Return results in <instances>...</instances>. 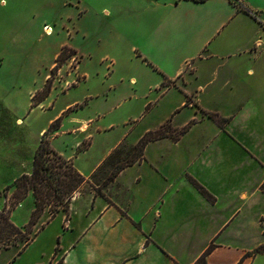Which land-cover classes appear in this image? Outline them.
<instances>
[{
  "label": "crops",
  "instance_id": "0c3cea01",
  "mask_svg": "<svg viewBox=\"0 0 264 264\" xmlns=\"http://www.w3.org/2000/svg\"><path fill=\"white\" fill-rule=\"evenodd\" d=\"M78 5L103 15L115 33L124 20L137 19L144 40L164 28L162 41L175 42L178 24L181 35L196 27L205 38L199 52L184 59L189 71L133 76L134 88L121 91L134 96L109 101V113L70 114L53 130L58 140L74 135L71 151L56 149L83 174L92 163L88 177L121 142L136 144L167 121L180 130L176 139L150 141L143 159L120 171L103 194L93 190L73 197L66 226L65 211L51 220L62 214L54 249L62 252L63 264H195L210 246L206 264H264V250H257L264 246V47L258 45L262 31L252 13L264 10V0H78ZM166 54L168 62L173 53ZM142 56L158 65L149 51ZM42 84L27 88L20 101H33ZM52 96L53 91L35 107ZM16 102L0 92V103L10 111ZM161 106L165 114L153 119ZM116 114V120L108 118Z\"/></svg>",
  "mask_w": 264,
  "mask_h": 264
},
{
  "label": "rangeland",
  "instance_id": "374dc122",
  "mask_svg": "<svg viewBox=\"0 0 264 264\" xmlns=\"http://www.w3.org/2000/svg\"><path fill=\"white\" fill-rule=\"evenodd\" d=\"M106 21L103 15L84 12L83 8H79L78 0H0V92L18 101L13 104L15 110L12 111L0 103V206H11L10 195L14 188L9 195H5L4 188L22 173L32 170L34 154L45 130L48 129L47 138L55 147L72 150L75 143L73 134L58 140L53 138V131L49 130L51 118L57 110L71 103L58 116L61 117V125L64 120L67 122L66 116L70 114L94 116L98 109L108 112L109 101L121 99L122 96H134L121 91L128 92L134 88L129 84L131 77H160L173 74L178 68L182 69L181 72L189 71L191 66L184 59L196 55L205 38L203 31L196 27L181 35L178 24L172 33L175 42L172 40L168 44L162 41L164 28L144 40L142 33L136 31L137 19L124 20L128 30L124 25L116 33ZM133 45L137 46L134 50ZM143 51H149L158 65L154 60L143 57ZM169 51L173 54L167 62L164 56ZM40 83L43 84L36 89L33 99L36 94L37 98L42 95L46 85L44 92L48 89L50 93L53 91L47 105L35 107L38 104L34 101H20L25 97H22V93L27 88ZM97 92L100 98L95 96ZM54 98L58 100L52 108ZM89 101H92L90 105ZM165 112V107L161 106L153 119L158 120L159 114L162 116ZM118 116L116 114L108 118L116 120ZM162 125L152 129L155 134L162 133L170 137L179 135L180 130L174 128L170 121ZM87 140L85 138L82 145H86ZM136 144L121 142L111 152L112 155L89 176L93 179L85 184L81 194L93 192L119 162L131 158ZM98 153L96 151L95 155ZM91 165H86V173ZM33 196L32 193L27 195L11 211V218L18 225L25 226L28 223L35 207ZM48 216L49 211L42 215L36 229L42 227ZM67 219L69 213L65 211ZM61 221L62 214L41 230L24 252L19 254L17 247L2 251L0 264H59L63 254L58 251L56 255L54 246Z\"/></svg>",
  "mask_w": 264,
  "mask_h": 264
},
{
  "label": "trees",
  "instance_id": "16d2710c",
  "mask_svg": "<svg viewBox=\"0 0 264 264\" xmlns=\"http://www.w3.org/2000/svg\"><path fill=\"white\" fill-rule=\"evenodd\" d=\"M237 1V0H233ZM241 8L247 12H251L248 7L243 4ZM42 89V95L37 98V94L34 96V103L38 104L41 100H44L49 94V89L44 92ZM212 117L218 118L215 114H210ZM61 117H57L50 125L49 130H57L61 127ZM163 125L155 130L156 132L161 129ZM189 128L185 126L181 132H184ZM154 130H150L144 134L137 144L134 146L133 155L131 158H127L122 163L119 162L114 169L110 172L108 177L104 179L100 184L96 185V194H103V189L108 184L113 182L118 176L119 172L127 166H131L137 161H140L144 157V150L147 144L152 140H158L165 137L162 133L155 134ZM47 132L43 133V138L40 141L38 148H36L34 159L32 163V170L24 172L18 176L12 184H7L4 188L5 195H9L10 190L13 189L10 198L12 200L11 206H0V253L4 250H10L17 247L18 253L24 252L27 247L32 244L36 236L41 232L43 228H46L49 223L57 214L61 211L70 213V206L73 197L80 194L82 188L92 178H89L76 167L72 158H68L58 152L56 147L47 138ZM174 136L172 138L176 139ZM84 145H80L78 150H82ZM112 155V154H111ZM109 155V157L111 156ZM108 157V158H109ZM200 191L208 197L212 195L195 179H192ZM264 190V183L262 185ZM32 193L34 196L35 207L30 214L28 223L24 225H18L11 218V211L17 206V204L26 198L27 195ZM49 211V216L41 228L36 229L42 215ZM213 246L207 248L203 255L197 260L195 264H206L207 256ZM257 250H264V246ZM59 251L58 246L55 248V254ZM64 257L58 261L59 264H63Z\"/></svg>",
  "mask_w": 264,
  "mask_h": 264
},
{
  "label": "built area",
  "instance_id": "2783aa9c",
  "mask_svg": "<svg viewBox=\"0 0 264 264\" xmlns=\"http://www.w3.org/2000/svg\"><path fill=\"white\" fill-rule=\"evenodd\" d=\"M252 13H253L254 17L257 19V21L259 22V27L262 31V35L260 37V41H258V45H262L264 47V10L256 11V12L253 11ZM65 221H66V223H68L69 219H67Z\"/></svg>",
  "mask_w": 264,
  "mask_h": 264
}]
</instances>
